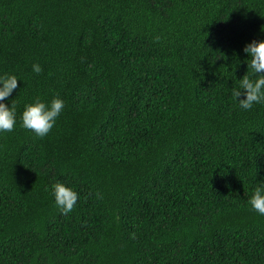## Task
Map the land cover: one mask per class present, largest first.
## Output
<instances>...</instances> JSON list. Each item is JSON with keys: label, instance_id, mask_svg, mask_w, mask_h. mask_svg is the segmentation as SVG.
<instances>
[{"label": "trees", "instance_id": "1", "mask_svg": "<svg viewBox=\"0 0 264 264\" xmlns=\"http://www.w3.org/2000/svg\"><path fill=\"white\" fill-rule=\"evenodd\" d=\"M253 41L264 0H0V264H264V103L233 98ZM57 97L46 136L22 126Z\"/></svg>", "mask_w": 264, "mask_h": 264}, {"label": "clouds", "instance_id": "2", "mask_svg": "<svg viewBox=\"0 0 264 264\" xmlns=\"http://www.w3.org/2000/svg\"><path fill=\"white\" fill-rule=\"evenodd\" d=\"M155 40L159 42L160 37H156ZM244 51L251 57L248 61V72L240 80V90L234 89L233 98L239 101L242 109L250 110L254 104L264 103V41H253L245 46ZM33 71L40 74L43 69L39 64H34ZM249 71L256 77L255 79L250 78ZM18 82L15 75L0 76V85H2L0 87V132H12L15 129L16 104L13 102L9 107L2 101L10 97L18 88ZM242 95L246 96V99H238ZM64 106V101L58 97L52 100L50 107L38 99L34 104L26 106L22 114V126L43 138L54 127ZM52 187L56 205L62 214L68 215L74 210L78 193L63 183H56ZM249 204L254 211L264 215V187H257L254 190Z\"/></svg>", "mask_w": 264, "mask_h": 264}]
</instances>
